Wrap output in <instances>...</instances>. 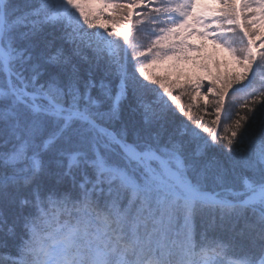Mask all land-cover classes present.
I'll use <instances>...</instances> for the list:
<instances>
[{"label":"snow or ice","instance_id":"1","mask_svg":"<svg viewBox=\"0 0 264 264\" xmlns=\"http://www.w3.org/2000/svg\"><path fill=\"white\" fill-rule=\"evenodd\" d=\"M211 4L0 0V264H264V0Z\"/></svg>","mask_w":264,"mask_h":264},{"label":"trees","instance_id":"2","mask_svg":"<svg viewBox=\"0 0 264 264\" xmlns=\"http://www.w3.org/2000/svg\"><path fill=\"white\" fill-rule=\"evenodd\" d=\"M215 6L216 5H212V7H215ZM193 40H195V36H193L189 39V43H195V42H193ZM200 40H201V38H200ZM204 43H206V49H205L204 54L214 56V57L220 59L222 63H226L230 67H234V65L232 64V58L228 55L226 50L213 45V43L210 40L205 41ZM179 66L183 70V72L185 73V75L187 77L194 79L198 75L199 76L204 75V73L199 68L194 67L193 64H191V63H185V62L181 61ZM156 70L158 72L160 71V69H156Z\"/></svg>","mask_w":264,"mask_h":264},{"label":"rangeland","instance_id":"3","mask_svg":"<svg viewBox=\"0 0 264 264\" xmlns=\"http://www.w3.org/2000/svg\"><path fill=\"white\" fill-rule=\"evenodd\" d=\"M207 2L209 3L210 6H212L211 4V0H207ZM95 7V5H94ZM193 42H195L196 44L201 43L200 37L199 36H195V40H193ZM192 55H195V53H191Z\"/></svg>","mask_w":264,"mask_h":264}]
</instances>
